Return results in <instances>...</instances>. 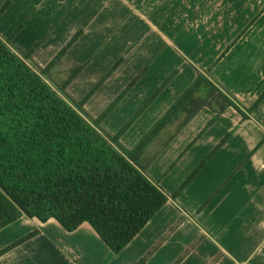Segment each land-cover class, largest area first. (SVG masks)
Here are the masks:
<instances>
[{
  "label": "crops",
  "instance_id": "1",
  "mask_svg": "<svg viewBox=\"0 0 264 264\" xmlns=\"http://www.w3.org/2000/svg\"><path fill=\"white\" fill-rule=\"evenodd\" d=\"M83 2L73 0L76 4L73 10L79 11L73 19L77 29L67 30L62 21L44 16V12L37 14L32 0H0V11L7 6L0 16V37L5 41L12 39L13 48L26 52L35 49L33 60L45 68L81 33L67 58L53 69L51 76L54 80L59 68L64 67L68 73L74 66L83 67L67 92L78 102L87 100L84 108L94 118L104 115L141 76L103 121V127L113 135L124 127L119 121L129 122L176 72L122 136L121 143L126 148L136 146L143 135L135 132L146 130V134L152 123L159 121L195 81L199 72L210 71L214 82L238 101L245 112L264 93V0H118L140 15L138 20L151 27L153 33L147 35L151 41L145 48V55L135 56L131 52L134 46L131 40L127 42L129 53L107 54L110 64L106 63L104 68L94 64L87 55L89 47L85 49L88 44L85 31L90 23L99 26L97 34L101 36L111 23L106 16L97 19H94L95 15L85 16L80 7ZM58 4L61 9L69 8L68 0H59ZM157 7L167 19L154 23L159 18L155 13ZM162 7L168 10L163 11ZM113 11L110 15H114ZM170 37L183 43L185 50L176 47ZM165 47L173 51L165 53ZM142 59L145 61L143 66L139 63ZM118 60L123 61L122 68L115 69L107 77L112 71V63ZM218 60L220 62L213 66ZM117 84V90L104 91L116 88ZM116 116H120V120H114ZM214 117L212 110H202L168 146L167 151L172 149V158L178 160L188 155L194 169L190 176L219 147L181 195L174 197L177 181L167 183L178 166L175 161L162 165L161 174L172 170L165 180L148 174L155 165L146 174L168 195L169 202L122 253L110 250L89 224L70 233L54 219L42 223L23 217L16 224L23 223L28 231L13 239L8 231L15 224L4 229L0 232V251L29 233L38 231L39 234L1 255L0 264H139L149 254L151 256L144 264H177L181 257L183 261L179 264H264V102L249 114L248 119L234 107L228 108L216 120ZM183 139L182 144L187 143V147L177 156L182 148L174 147ZM224 140L226 142L222 144ZM239 155H245L243 160L249 157L248 162L241 168H230L231 171L228 158L239 159ZM234 183L242 190L238 191L237 187L234 192L231 189ZM204 200L208 204L201 211ZM181 201L187 205L183 210L179 207ZM193 203H196L195 209H192ZM191 210L200 219L205 218L203 225L211 233L213 227L210 228L209 219L217 216L221 221L229 215V221L221 222L222 226L216 230L222 236L221 240H215V236H210V232L189 216L187 211ZM183 217L185 221L174 235L163 240ZM182 231L189 237L187 242L179 244L177 239ZM199 235L206 239L196 244Z\"/></svg>",
  "mask_w": 264,
  "mask_h": 264
},
{
  "label": "trees",
  "instance_id": "2",
  "mask_svg": "<svg viewBox=\"0 0 264 264\" xmlns=\"http://www.w3.org/2000/svg\"><path fill=\"white\" fill-rule=\"evenodd\" d=\"M80 34L45 68L33 60L35 49L26 52L13 48L12 39L0 37V232L23 217L42 223L54 219L70 233L89 224L110 250L120 254L169 202L168 195L146 175V150L167 134L162 148L169 146L206 108L215 113L214 120L230 107L248 119L264 102V93L245 112L214 82L210 71L199 72L162 118L135 147L128 149L121 143L122 136L171 80L116 135L109 133L103 121L113 105L104 115L94 118L84 108L87 100L78 102L67 92L83 67L74 66L61 84L51 76ZM173 126L175 130L170 134ZM218 150L219 147L206 158L174 197ZM38 234L29 233L0 251V256Z\"/></svg>",
  "mask_w": 264,
  "mask_h": 264
},
{
  "label": "rangeland",
  "instance_id": "3",
  "mask_svg": "<svg viewBox=\"0 0 264 264\" xmlns=\"http://www.w3.org/2000/svg\"><path fill=\"white\" fill-rule=\"evenodd\" d=\"M68 1H69L68 10L72 11V12H69L67 9H61L59 4H58L59 0H32V5L35 4L37 14H41L42 12H44V14H45L44 16H47L49 18H54V19H57L58 21L60 20L63 23H65V27L67 30H71V29L76 30L77 24H76V21H74L73 19H75L77 17V13H79V11L77 10V8H75L73 10V7L76 5L75 3H73V0H68ZM104 1L108 2V4L106 5L105 3H103ZM80 7H81V9L82 8L84 9L83 11L85 12V16L92 17L93 15H95L94 19H97V17H105L106 16L108 18L107 21H109L111 23V26L107 25V29H105V31L102 32L101 36L97 34L99 26H94V25H91L90 23L87 24V30L85 32H86V35L88 36V39L86 38V41L88 42V44L86 45L85 49H87V47H89V50L87 49V55H89L91 61L94 60V64H97V65L101 66V68L102 67L104 68V65L106 63H108V59L106 58L107 54H109V53H113L116 55L119 53L124 54L125 51H126L125 53H129L130 48L128 49V43L127 42L131 41V40H132V43L134 45L131 52L135 53L134 54L135 56H138L141 54L145 55V53H146L145 48L149 45V43L151 41L150 39H148L147 35L150 36L153 33V31H151V29H150L151 27H147L144 23H141V21L138 20V17H140V15L137 16L131 8H127L124 4H121L120 2H118V0H113V1H111V0L97 1L96 0L95 2L93 0H84V2L81 4ZM157 8H158V11L157 12L154 11V12L158 14L159 18L155 21L153 19L154 23L155 22H161L162 20L167 19V18H164L165 17L164 12H162L159 7H157ZM81 9H80V11H81ZM162 10L166 11L168 9H165L164 7H162ZM112 11L114 12V15H110ZM160 16H163V18H161ZM112 19H113V22H112ZM170 38L176 47H179L182 50H185V49H183V48H185L183 43H181V44L177 43L176 40L174 39V37H170ZM95 47L96 48L98 47V48L94 51ZM169 50H171V48L165 47L164 52L166 53ZM172 51H173V49L171 50V52ZM122 62L123 61H121V60L114 61L111 65L112 70L117 69V68L119 69L122 65ZM143 62H145V61L142 59L139 63L143 66V64H144ZM152 63H153V61L148 63V68H150V66H152ZM108 64H110V63H108ZM215 65H217V64H214L213 66H215ZM124 67L130 71L129 66L127 68L126 64H125ZM126 69H124V70H126ZM122 71H123V69H122ZM70 72H71V70L68 71V73H67V71L64 67L59 68V70H57V72L54 74V81L57 82L58 84H61L62 81L65 80L66 76L68 78ZM109 73H110V71H109ZM176 74H177L176 72L174 74L172 73V75H170V77L167 78L166 81L168 79L172 80L176 76ZM117 88H118V84H117L116 88L108 89V90H104V91L109 92L110 90H117ZM113 92H116V91H113ZM116 105L113 104L114 107ZM120 108H121V106H120ZM131 112H133V111H131ZM125 117L128 118L127 116H125ZM119 118H120V116L119 117L116 116V117H114V120H117V119L120 120ZM114 122H116V121H114ZM127 123H128L127 121H119L120 126H123V125L125 126ZM151 126H153V123ZM150 128H152V127H150ZM174 130H175V126L171 127L170 128V134ZM145 132H146V130H143L142 132H140V130H138V132H135V134H137V135L141 134V136L142 135L144 136ZM167 136H169V135L168 134L164 135V136L162 135V137L158 143H156V141H155L156 144L154 143L152 146H150L146 150L144 158H145V160H148V162H149L148 163V170H147L146 174L155 165L154 169L151 170L148 174L157 177V179L159 178L160 180H165L166 177L168 176L167 174H170L172 172V170H170V171L168 170L165 174H161L162 165H165L167 161H172V162L175 161V163L178 166L173 169V172L170 174V178L168 177L170 181L167 180L168 181L167 183H170L171 181H177V183H175V184H177V191L176 192H178L179 189L181 188V186L190 177V174H191V172H193L194 169H193V166L190 165V163H189V158H187L188 155H183L180 159L177 160V157L172 158V156H173V155H171L172 149H171V151H167L168 146L165 147L164 149L162 148L163 143L168 138ZM182 143L184 144V139L181 141V143H179V145L174 147V148H176V147L182 148V150L181 151L179 150L180 152L176 154L177 156H179L187 147L186 146L187 143L185 145H183ZM245 155H244V157L239 155V159H230L229 160V158H228V164L230 165L229 169L230 168H232V169L236 168L237 166H239V168L244 166V164H246L248 162V158H249V157H246V159L243 160V158H245ZM229 157L231 158V155H229ZM242 161H244V162L241 165L240 163ZM232 169H230V170L232 171ZM250 179H251V177H250ZM255 181L257 182L258 180L255 179ZM235 183L233 184V186H231V189L234 192L236 191L237 187H239ZM255 185L257 186L256 183H255ZM173 186H174V184H173ZM217 189H214V190H217ZM175 190H176V188H175ZM240 190H242L241 187L238 188V191H240ZM182 192H179V195H181ZM186 202H189V201L186 199ZM207 204L208 203H205V200H204L201 203L202 209H200V210L204 211L205 207L203 208V206H205ZM193 205H194V207L192 209H195L196 203H193ZM184 206H187L186 203L185 202L183 203L181 201V204L179 205V207L183 210L185 208ZM186 210H189V209L187 208ZM190 212L187 211V214L189 216H192L193 218H195L197 220V222L203 228H205V231L210 232V234H211L210 236H212V235L215 236V238H216L215 240H221L222 236H220L218 233H216V230H218V227L220 228L222 226V223L229 221V219H230L229 215L221 221L219 220V217H217V216L213 217L212 219H209V222H210L209 226L211 229L213 227V229H212L213 232L211 233L209 228L204 227V225H205L204 219L205 218L200 219L199 216L197 217L195 215V212L193 210H191ZM181 216H183V214H181ZM184 221H185V217L181 218L178 221V223H175L176 225L174 226V228L170 231V233H168V235H166L165 239H163V240H169L170 236L174 232H176L177 228L180 227ZM212 224H213V226H212ZM215 226H216V228H215ZM25 229H26V231L23 232V230H25ZM27 231H28V229L26 228V226L20 222L17 224L15 223V226L13 225V227L8 231L9 232L8 234H9V236H11V238L14 239V238L23 236L25 234V232H27ZM188 237L189 236H186L184 231H182V233L179 234L177 242L179 244L187 242ZM205 239H206L205 236L199 235V237L196 240V244L204 241ZM182 261H183V257L179 258L178 264L181 263Z\"/></svg>",
  "mask_w": 264,
  "mask_h": 264
}]
</instances>
